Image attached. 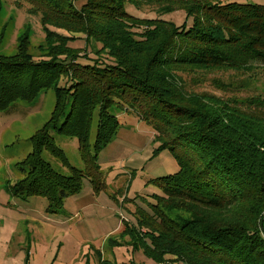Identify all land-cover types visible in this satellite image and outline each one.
I'll list each match as a JSON object with an SVG mask.
<instances>
[{"label": "trees", "instance_id": "16d2710c", "mask_svg": "<svg viewBox=\"0 0 264 264\" xmlns=\"http://www.w3.org/2000/svg\"><path fill=\"white\" fill-rule=\"evenodd\" d=\"M25 1L42 16L47 60L35 61L27 35L16 55L0 53V113L17 103L33 105L50 90L56 105L33 135V151L20 167L24 179L11 186V195L45 198L57 213L85 178L103 189L98 153L120 128L112 112L118 109L150 125L180 168L150 181L162 196L153 214L138 210L139 226L127 229L136 246L154 263L264 264V87L242 100L243 87L234 86L248 75L260 83L264 74V6L85 0L78 8L84 0ZM128 5L158 18H136ZM178 11L193 20L191 29L160 18ZM77 35L85 49L70 46ZM204 81L215 94L188 95ZM55 135L78 140L83 169L69 163ZM46 152L70 175L54 170Z\"/></svg>", "mask_w": 264, "mask_h": 264}, {"label": "rangeland", "instance_id": "374dc122", "mask_svg": "<svg viewBox=\"0 0 264 264\" xmlns=\"http://www.w3.org/2000/svg\"><path fill=\"white\" fill-rule=\"evenodd\" d=\"M219 1L264 6V0ZM82 3L85 0L77 2V7ZM126 9L139 19L158 18L151 11H141L131 5ZM160 18L176 28L189 30L193 25V20L183 11ZM46 34L41 14H34L27 1L0 0L2 55H16L21 39L27 35L28 52L35 61L47 60ZM73 37L72 48H86L82 36ZM260 75V83L255 80L256 76L248 78L249 75L234 83L237 89L243 87L238 98L245 100L253 96L255 88L262 91L264 74ZM64 84L65 80L61 86ZM202 92L216 93L210 81H204L190 88L188 95L199 96ZM55 105V91L50 90L33 105L18 103L0 113V264H153L144 250L136 246L127 229L134 231V227L139 226L138 210L153 214L152 206L157 197L162 196L150 181L176 175L180 168L173 154L160 148L155 130L136 114L121 113L118 109L112 111L120 128L98 153L103 189L95 190L85 178L80 192L64 200L57 213L49 211L45 198L24 200L11 195V186L24 179L20 167L33 151L31 139L50 120ZM97 121L98 112L93 122L92 143ZM55 138L56 145L66 152L69 163L83 169L78 140L56 135ZM44 158L60 174L70 175L59 158L47 152Z\"/></svg>", "mask_w": 264, "mask_h": 264}, {"label": "built area", "instance_id": "2783aa9c", "mask_svg": "<svg viewBox=\"0 0 264 264\" xmlns=\"http://www.w3.org/2000/svg\"><path fill=\"white\" fill-rule=\"evenodd\" d=\"M154 264H169L168 262H163V263H154Z\"/></svg>", "mask_w": 264, "mask_h": 264}, {"label": "crops", "instance_id": "0c3cea01", "mask_svg": "<svg viewBox=\"0 0 264 264\" xmlns=\"http://www.w3.org/2000/svg\"><path fill=\"white\" fill-rule=\"evenodd\" d=\"M18 104V103H17ZM14 106V105H13ZM5 113V112H4ZM153 264H154V262H153Z\"/></svg>", "mask_w": 264, "mask_h": 264}]
</instances>
